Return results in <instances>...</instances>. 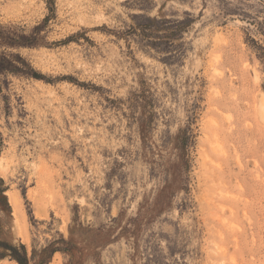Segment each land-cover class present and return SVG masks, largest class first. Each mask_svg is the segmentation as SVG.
I'll use <instances>...</instances> for the list:
<instances>
[{
  "label": "rangeland",
  "instance_id": "obj_1",
  "mask_svg": "<svg viewBox=\"0 0 264 264\" xmlns=\"http://www.w3.org/2000/svg\"><path fill=\"white\" fill-rule=\"evenodd\" d=\"M263 2L0 0L33 44L0 51L45 76H1L0 238L31 254L73 236L84 264H264V113L244 116ZM145 16L192 18L180 56Z\"/></svg>",
  "mask_w": 264,
  "mask_h": 264
},
{
  "label": "trees",
  "instance_id": "obj_2",
  "mask_svg": "<svg viewBox=\"0 0 264 264\" xmlns=\"http://www.w3.org/2000/svg\"><path fill=\"white\" fill-rule=\"evenodd\" d=\"M263 2V0H260ZM264 3V2H263ZM146 22L139 23L143 33L150 37V32L162 31V35H159L160 39L166 40L165 50H169L170 47L174 48V51L179 54L183 52V43L176 40L182 39L183 33L189 26L193 24L192 18L188 16L179 19L163 18L159 21L160 27L154 29V20L150 17ZM49 16H46L44 22L46 23ZM2 30L1 40L7 49H15L22 46L33 45L30 41V36L25 32H16L5 26H0ZM160 29V30H159ZM73 36H69L67 40L73 39ZM151 43H154L151 42ZM14 74V75H29L35 78H44L45 76L36 71L33 66L18 52L0 51V90L2 89L3 81L2 75ZM1 135V132H0ZM3 179L0 177V204L6 208L11 209L8 201V197L5 194V188H2ZM3 231V223L0 220V233ZM57 251H62L69 257L66 264H84V258L86 255V249L82 247L78 241L71 236L65 238L61 235L59 238L50 239L46 244L37 247L33 246L31 254L25 243L19 241L17 243L0 238V258H9L16 261L18 264H49L53 255ZM99 264V263H98Z\"/></svg>",
  "mask_w": 264,
  "mask_h": 264
},
{
  "label": "bare ground",
  "instance_id": "obj_3",
  "mask_svg": "<svg viewBox=\"0 0 264 264\" xmlns=\"http://www.w3.org/2000/svg\"><path fill=\"white\" fill-rule=\"evenodd\" d=\"M246 97L249 98V101L247 103L248 110L244 112V116H248L251 113H258V112H260L262 114L264 113V94H262L261 96H256L255 95L253 97H249L248 94H246ZM263 116L264 115H262V117ZM12 200H13V204L15 206L16 214L18 215V212L20 211V202H19V199H18V197L13 196L12 197Z\"/></svg>",
  "mask_w": 264,
  "mask_h": 264
}]
</instances>
